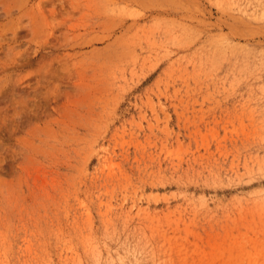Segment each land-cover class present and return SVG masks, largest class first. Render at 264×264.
Returning <instances> with one entry per match:
<instances>
[{
	"label": "rangeland",
	"instance_id": "obj_1",
	"mask_svg": "<svg viewBox=\"0 0 264 264\" xmlns=\"http://www.w3.org/2000/svg\"><path fill=\"white\" fill-rule=\"evenodd\" d=\"M0 264H264V0H0Z\"/></svg>",
	"mask_w": 264,
	"mask_h": 264
}]
</instances>
